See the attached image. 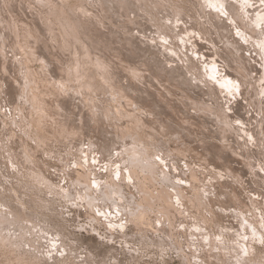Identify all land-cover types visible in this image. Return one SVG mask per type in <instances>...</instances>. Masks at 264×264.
Returning a JSON list of instances; mask_svg holds the SVG:
<instances>
[{
	"label": "rangeland",
	"instance_id": "374dc122",
	"mask_svg": "<svg viewBox=\"0 0 264 264\" xmlns=\"http://www.w3.org/2000/svg\"><path fill=\"white\" fill-rule=\"evenodd\" d=\"M263 14L0 0V264H264Z\"/></svg>",
	"mask_w": 264,
	"mask_h": 264
},
{
	"label": "bare ground",
	"instance_id": "6f19581e",
	"mask_svg": "<svg viewBox=\"0 0 264 264\" xmlns=\"http://www.w3.org/2000/svg\"><path fill=\"white\" fill-rule=\"evenodd\" d=\"M19 1V0H18ZM51 1V0H50ZM57 1V0H56ZM5 2V1H4ZM216 3V2H215ZM246 3V2H245ZM249 3V2H248ZM43 4V3H42ZM223 4V3H222ZM221 4V5H222ZM40 5V4H39ZM57 5V4H56ZM247 6H248V4H246ZM252 5V4H251ZM230 6V5H229ZM256 6V5H255ZM8 7V6H7ZM32 7V6H31ZM158 7V6H157ZM245 7V6H244ZM51 8V7H50ZM218 8V7H217ZM220 8V7H219ZM252 8V7H251ZM250 8V9H251ZM256 8V7H255ZM254 8V9H255ZM11 9V8H10ZM221 9V8H220ZM219 9V10H220ZM253 9V10H254ZM248 10V9H247ZM258 10V9H257ZM261 10V9H260ZM263 10V9H262ZM61 11V10H60ZM68 11V10H67ZM216 11V10H215ZM251 11V10H250ZM249 11V12H250ZM16 12V11H15ZM86 12V11H85ZM244 12V11H243ZM257 12V11H256ZM259 12H262V11H258V13ZM62 13V12H61ZM69 13V12H68ZM16 14V13H15ZM60 14V13H59ZM67 14V13H66ZM91 15V14H90ZM229 15V14H228ZM232 15V14H231ZM250 15V14H249ZM264 15V14H263ZM259 16V15H258ZM64 17V16H63ZM67 18V17H66ZM70 18V17H69ZM78 18V17H77ZM131 18V17H130ZM261 18V17H260ZM264 18V17H263ZM73 19H74V17H73ZM83 19V18H82ZM81 20V19H80ZM70 21V20H69ZM71 21H73L74 22V20H71ZM84 21V20H83ZM142 21V20H141ZM245 21V20H244ZM12 22H14V21H12ZM88 22V21H87ZM236 22V21H235ZM240 22V21H239ZM132 23V22H131ZM134 23V22H133ZM241 23V22H240ZM80 24V23H79ZM84 24H86V22L84 23ZM139 24V23H138ZM182 24V23H181ZM72 25V24H71ZM82 25V24H81ZM88 25V24H87ZM96 25V24H95ZM214 25V24H213ZM18 26V25H17ZM77 26V25H76ZM86 26V25H85ZM84 26V27H85ZM172 26V25H171ZM189 26V25H188ZM78 27V26H77ZM182 27V26H181ZM186 27V26H185ZM246 27V26H245ZM70 28V27H69ZM75 28V27H74ZM97 28V27H96ZM176 28V27H175ZM15 29V28H14ZM80 29V28H79ZM83 29V28H82ZM109 29V28H108ZM131 29V28H130ZM68 30V29H67ZM71 30V29H70ZM99 30V29H98ZM124 30V29H123ZM69 31V30H68ZM71 31H73V29L71 30ZM117 31V30H116ZM85 32V31H84ZM91 32V31H90ZM89 32V33H90ZM135 32V31H134ZM97 33V32H96ZM105 33V32H104ZM128 33V32H127ZM69 34V33H68ZM102 34V33H101ZM106 34V33H105ZM119 34V33H118ZM118 34H117V36H118ZM244 34V33H243ZM73 36V35H72ZM96 36V35H95ZM131 36V35H130ZM181 36V35H180ZM92 37V36H91ZM244 37V36H243ZM51 39V38H50ZM82 40V39H81ZM100 40V39H99ZM124 40V39H123ZM133 40V39H132ZM253 40V39H252ZM10 41V40H9ZM8 41V42H9ZM74 41V40H73ZM92 41V40H91ZM130 41V40H129ZM248 41V40H247ZM82 42V41H81ZM250 42V41H249ZM128 43V42H127ZM136 43V42H135ZM153 43V42H152ZM255 43V42H254ZM83 44H84V42H83ZM100 44H101V42H100ZM143 44V43H142ZM144 45V44H143ZM86 46H87V44H86ZM91 46V45H90ZM89 46V47H90ZM112 46V45H111ZM141 46V45H140ZM139 46V47H140ZM144 46H146V45H144ZM193 46V45H192ZM107 47V46H106ZM150 47V46H149ZM195 47V46H194ZM99 48V47H98ZM102 48V47H101ZM164 48V47H163ZM108 49H110V48H108ZM114 49V48H113ZM15 50V49H14ZM45 50V49H44ZM123 50H125V49H123ZM205 50V49H204ZM10 51V50H9ZM143 51V50H142ZM145 51V50H144ZM157 51V50H156ZM160 51V50H159ZM22 52V51H21ZM46 52V51H45ZM102 52H103V50H102ZM155 52V51H154ZM53 53V52H52ZM95 53V52H94ZM147 53V52H146ZM150 53V52H149ZM167 53V52H166ZM65 54V53H64ZM83 54V53H82ZM159 54V53H158ZM95 55V54H94ZM99 55V54H98ZM102 56V55H101ZM223 56V55H222ZM81 57V56H80ZM116 57V56H115ZM141 57V56H140ZM86 58H87V56H86ZM113 58H114V56H113ZM153 58V57H152ZM158 58V57H157ZM223 58V57H222ZM42 59V58H41ZM40 59V60H41ZM88 59V58H87ZM121 59V58H120ZM42 61V60H41ZM57 61V60H56ZM59 61V60H58ZM83 61H84V58H83ZM124 61V60H123ZM159 61V60H158ZM44 62V61H43ZM46 62V61H45ZM85 62V61H84ZM112 62V61H111ZM114 62V61H113ZM151 62V61H150ZM49 63V62H48ZM47 63V64H48ZM129 63V62H128ZM137 63V62H136ZM143 63V62H142ZM159 63V62H158ZM225 63V62H224ZM108 64V63H107ZM116 64H117V62H116ZM134 64V63H133ZM141 64V63H140ZM156 64V63H155ZM167 64V63H166ZM74 65V64H73ZM143 65V64H142ZM154 65V64H153ZM161 65V64H160ZM263 65V64H262ZM27 66V65H26ZM70 66V65H69ZM82 66V65H81ZM264 66V65H263ZM79 67V66H78ZM117 67V66H116ZM143 67V66H142ZM155 67V66H154ZM25 68V67H24ZM62 68V67H61ZM112 68V67H111ZM110 68V69H111ZM128 68V67H127ZM26 69V68H25ZM105 69V68H104ZM144 69V68H143ZM147 69V68H146ZM174 69V68H173ZM211 69V68H210ZM70 70V69H69ZM138 70V69H137ZM141 70V69H140ZM49 71V70H48ZM68 71V70H67ZM91 71V70H90ZM145 71V70H144ZM183 71V70H182ZM213 71V70H212ZM232 71V70H231ZM117 72H119L118 70H117ZM169 72V71H168ZM177 72V71H176ZM187 72V71H186ZM36 73V72H35ZM71 73V72H70ZM84 73V72H83ZM123 73V72H122ZM125 73V72H124ZM144 73V72H143ZM175 73V72H174ZM39 74V73H38ZM59 74V73H58ZM87 74V73H86ZM120 74V73H119ZM151 74V73H150ZM231 74V73H230ZM40 75V74H39ZM80 75V74H79ZM142 75V74H141ZM181 75V74H180ZM214 75V74H213ZM45 76V75H44ZM50 76V75H49ZM52 76V75H51ZM68 76V75H67ZM88 76V75H87ZM90 76V75H89ZM94 76V75H93ZM48 77V76H47ZM115 77V76H114ZM149 77V76H148ZM179 77V76H178ZM178 77H176V78H178ZM222 77V76H221ZM46 78V77H45ZM106 78V77H105ZM168 78V77H167ZM54 79H57V78H54ZM62 79V78H61ZM71 79V78H70ZM79 78H77V80H78ZM137 79H139L138 77H137ZM170 79V78H169ZM174 79V78H173ZM182 79V78H181ZM49 80V79H48ZM53 80V79H52ZM101 80V79H100ZM123 80V79H122ZM133 80V79H132ZM131 80V81H132ZM180 80V79H179ZM103 81V80H102ZM109 81V80H108ZM138 81H140V80H138ZM189 81V80H188ZM28 82V81H27ZM51 82V81H50ZM53 82V81H52ZM59 82V81H58ZM91 82V81H90ZM110 82V81H109ZM124 82V81H123ZM146 82H147V80H146ZM173 82V81H172ZM181 82V81H180ZM183 82V81H182ZM219 82V81H218ZM133 83H135V82H133ZM138 83V82H137ZM141 83V82H140ZM177 83V82H176ZM39 84V83H38ZM62 84V83H61ZM220 84V83H219ZM80 85V84H79ZM101 85V84H100ZM133 85V84H132ZM172 85V84H171ZM179 85V84H178ZM51 86H53V85H51ZM59 86V85H58ZM106 86V85H105ZM104 86V87H105ZM125 86H126V84H125ZM155 86V85H154ZM194 86V85H193ZM109 87V86H108ZM122 87V86H121ZM164 87V86H163ZM40 88V87H39ZM39 88H38V90H39ZM47 88V87H46ZM101 88V87H100ZM107 88V87H106ZM133 88H134V86H133ZM144 88V87H143ZM200 88V87H199ZM53 89H55V88H53ZM45 90V89H44ZM50 90V89H49ZM41 91V90H40ZM62 91V90H61ZM157 91V90H156ZM197 91V90H196ZM49 92V91H48ZM134 92V91H133ZM202 92V91H201ZM130 93V92H129ZM135 93V92H134ZM136 94V93H135ZM134 94V95H135ZM28 95V94H27ZM55 95H57V94H55ZM154 96V95H153ZM25 98V97H24ZM173 98V97H172ZM260 98V97H259ZM171 99V98H170ZM37 100V99H36ZM167 100V99H166ZM256 100V99H255ZM162 101V100H161ZM169 101V100H168ZM259 102V101H258ZM46 104V103H45ZM51 104V103H50ZM49 104V105H50ZM54 104V103H53ZM157 104V103H156ZM168 104V103H167ZM171 104V103H170ZM20 105V104H19ZM34 105V104H33ZM160 105V104H159ZM166 105V104H165ZM169 105V104H168ZM41 106V105H40ZM62 106V105H61ZM263 106V105H262ZM54 107V106H53ZM159 107V106H158ZM61 108V107H60ZM39 109V108H38ZM53 113V112H52ZM19 114V113H18ZM41 114V113H40ZM43 114V113H42ZM54 114V113H53ZM131 132V131H130ZM133 132V131H132ZM188 132V131H187ZM183 135V134H182ZM181 136V135H180ZM79 165V164H78ZM84 166V165H83ZM94 166V165H93ZM105 167V166H104ZM133 169V168H132ZM129 171V170H128ZM77 173V172H76ZM78 174V173H77ZM118 175V174H117ZM106 176V175H105ZM133 184V183H132ZM98 186V185H97ZM177 191V190H176ZM134 193V192H133ZM119 195V194H118ZM161 195V194H160ZM163 195V194H162ZM167 199V198H166ZM163 201H165L164 199H163ZM162 201V202H163ZM133 202V201H132ZM168 202V201H167ZM167 202L165 203V204H167ZM137 204V203H136ZM173 204V203H172ZM168 206V205H167ZM135 207V206H134ZM167 210V209H166ZM132 212V211H131ZM138 214V213H137ZM169 214H170V212H169Z\"/></svg>",
	"mask_w": 264,
	"mask_h": 264
}]
</instances>
